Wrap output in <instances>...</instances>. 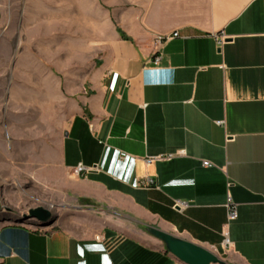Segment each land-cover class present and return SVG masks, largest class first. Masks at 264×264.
I'll return each instance as SVG.
<instances>
[{
	"label": "crops",
	"instance_id": "crops-1",
	"mask_svg": "<svg viewBox=\"0 0 264 264\" xmlns=\"http://www.w3.org/2000/svg\"><path fill=\"white\" fill-rule=\"evenodd\" d=\"M114 1L108 21L94 16L59 49L71 113L46 166L107 210L41 227L0 209V264H183L148 227L228 264H264V0ZM175 32L154 64L153 38ZM228 199L238 218L226 250Z\"/></svg>",
	"mask_w": 264,
	"mask_h": 264
},
{
	"label": "rangeland",
	"instance_id": "rangeland-1",
	"mask_svg": "<svg viewBox=\"0 0 264 264\" xmlns=\"http://www.w3.org/2000/svg\"><path fill=\"white\" fill-rule=\"evenodd\" d=\"M111 1L0 0V133L5 169L0 209L4 222L33 226L34 221L22 216L37 207L51 210L53 216L107 210L78 194L83 187L77 179L58 168L49 172L46 166L57 163L56 143L71 113L60 84L70 62L60 59L59 49L90 26L94 16L101 24L108 21ZM87 65L81 61L79 68ZM142 233L148 242L163 246L146 229Z\"/></svg>",
	"mask_w": 264,
	"mask_h": 264
},
{
	"label": "water",
	"instance_id": "water-1",
	"mask_svg": "<svg viewBox=\"0 0 264 264\" xmlns=\"http://www.w3.org/2000/svg\"><path fill=\"white\" fill-rule=\"evenodd\" d=\"M54 218L51 210L42 207L30 209L27 215L22 216V220L34 221L41 227L51 225ZM146 231L163 244L166 253L183 264H228L210 250L189 241L181 240L157 228L148 227Z\"/></svg>",
	"mask_w": 264,
	"mask_h": 264
},
{
	"label": "built area",
	"instance_id": "built-area-1",
	"mask_svg": "<svg viewBox=\"0 0 264 264\" xmlns=\"http://www.w3.org/2000/svg\"><path fill=\"white\" fill-rule=\"evenodd\" d=\"M178 36V33H172V34H169V35H164V36H155L153 38V41H152V56L153 58L152 61L154 64H158L159 61H160V51H161V48L165 42L167 41H170L174 38H176ZM222 43V40L221 42ZM183 152H179L177 153L176 155H169L167 157H161V158H158L159 160H170L172 159L173 157L175 156H183ZM152 159L150 160H147V163L151 161ZM204 167H212V165L208 162H203L202 163ZM80 171H82V167H79L77 170H76V173H79ZM153 182L152 181H149V180H145L143 182L140 183V186L142 187H147L149 186L150 184H152ZM226 210H227V222L225 225H223V229H222V236H223V247L224 249L228 250L231 246L230 244V241L228 239V225L231 223V222H234L237 220L238 218V212L237 211V206L235 204L232 203L231 199H228L227 201V205H226Z\"/></svg>",
	"mask_w": 264,
	"mask_h": 264
}]
</instances>
